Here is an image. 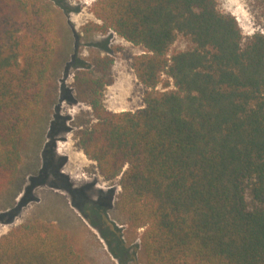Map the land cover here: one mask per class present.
<instances>
[{"label": "trees", "instance_id": "trees-1", "mask_svg": "<svg viewBox=\"0 0 264 264\" xmlns=\"http://www.w3.org/2000/svg\"><path fill=\"white\" fill-rule=\"evenodd\" d=\"M93 12L144 48L133 69L145 106L105 107L111 55L80 63L76 100L94 120L76 136L104 178H120L115 210L144 228L147 263L264 264V34L244 41L216 0H97ZM61 35L44 0H0V197L56 101ZM179 36L188 46L170 53ZM0 264L90 262L63 227L35 218L0 236Z\"/></svg>", "mask_w": 264, "mask_h": 264}, {"label": "rangeland", "instance_id": "rangeland-1", "mask_svg": "<svg viewBox=\"0 0 264 264\" xmlns=\"http://www.w3.org/2000/svg\"><path fill=\"white\" fill-rule=\"evenodd\" d=\"M44 1L62 33L60 60L51 72L56 101L32 126L20 172L0 197V236L39 218L63 227L90 264H148L140 240L144 228L130 229L115 210L120 178H104L78 145L76 132L94 118L91 108L76 100L74 86L80 63L90 66L95 57L111 55L105 107L114 112L143 108L146 88L135 74L133 58L144 48L113 30L101 29L102 22L93 12L97 0ZM216 2L220 11L236 17L244 41L255 33L264 34V0ZM187 46L179 36L170 53Z\"/></svg>", "mask_w": 264, "mask_h": 264}]
</instances>
